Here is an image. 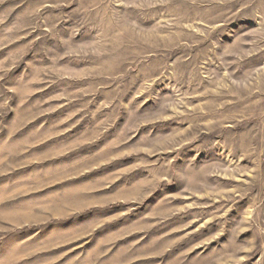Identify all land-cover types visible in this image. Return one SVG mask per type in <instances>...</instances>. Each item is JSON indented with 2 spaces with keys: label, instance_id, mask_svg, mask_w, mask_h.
Listing matches in <instances>:
<instances>
[{
  "label": "rangeland",
  "instance_id": "rangeland-1",
  "mask_svg": "<svg viewBox=\"0 0 264 264\" xmlns=\"http://www.w3.org/2000/svg\"><path fill=\"white\" fill-rule=\"evenodd\" d=\"M0 264H264V0H0Z\"/></svg>",
  "mask_w": 264,
  "mask_h": 264
}]
</instances>
